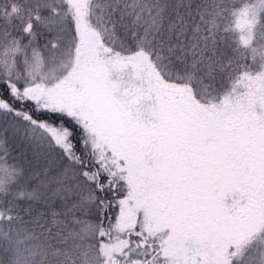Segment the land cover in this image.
Returning <instances> with one entry per match:
<instances>
[{
	"label": "snow or ice",
	"instance_id": "1",
	"mask_svg": "<svg viewBox=\"0 0 264 264\" xmlns=\"http://www.w3.org/2000/svg\"><path fill=\"white\" fill-rule=\"evenodd\" d=\"M0 264H264V0H0Z\"/></svg>",
	"mask_w": 264,
	"mask_h": 264
}]
</instances>
